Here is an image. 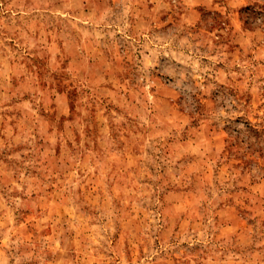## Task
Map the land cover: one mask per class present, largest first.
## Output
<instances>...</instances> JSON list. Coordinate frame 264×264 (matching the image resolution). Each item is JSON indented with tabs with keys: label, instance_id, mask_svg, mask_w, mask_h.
Here are the masks:
<instances>
[{
	"label": "rangeland",
	"instance_id": "374dc122",
	"mask_svg": "<svg viewBox=\"0 0 264 264\" xmlns=\"http://www.w3.org/2000/svg\"><path fill=\"white\" fill-rule=\"evenodd\" d=\"M0 264H264V0H0Z\"/></svg>",
	"mask_w": 264,
	"mask_h": 264
}]
</instances>
